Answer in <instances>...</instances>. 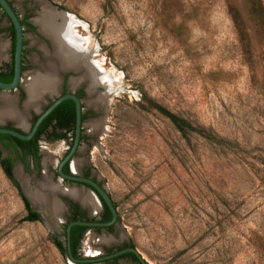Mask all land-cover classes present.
I'll return each instance as SVG.
<instances>
[{
    "label": "rangeland",
    "instance_id": "obj_1",
    "mask_svg": "<svg viewBox=\"0 0 264 264\" xmlns=\"http://www.w3.org/2000/svg\"><path fill=\"white\" fill-rule=\"evenodd\" d=\"M255 1L10 0L22 16L51 5L82 21L86 27L76 29L96 46L92 61L118 81L107 84L106 114L95 116L104 119L101 131L86 122L94 136H86L74 160L108 190L118 220L111 229L85 232L80 259L130 244L147 264H264V29L251 13ZM257 3L264 9V0ZM0 23L9 24L2 10ZM1 41L10 42L8 35ZM28 57L38 71V56ZM9 94L15 93L0 90ZM155 105L234 147L184 138ZM9 123L19 126L0 121ZM41 147L42 175L17 161L21 187H76L54 177L68 142L44 140ZM0 150L14 156L1 141ZM55 195L65 206L54 216L57 230L48 216L26 221L19 188L0 163V264H77L54 243H65L69 221L67 196ZM110 264L137 263L126 257Z\"/></svg>",
    "mask_w": 264,
    "mask_h": 264
},
{
    "label": "flooded vegetation",
    "instance_id": "obj_2",
    "mask_svg": "<svg viewBox=\"0 0 264 264\" xmlns=\"http://www.w3.org/2000/svg\"><path fill=\"white\" fill-rule=\"evenodd\" d=\"M10 2V0H9ZM10 4L13 6L17 16L20 19L21 25L23 27V33H24V44H23V51H22V79L18 87L10 92H14L15 94L11 95L9 94L14 100L16 101L17 108L20 111L25 110V103L28 99V91H27V81L30 80L32 74L34 72H37V70H32V68L29 66V57L28 53L29 52H34L38 56V66H39V72L43 73L45 68L43 67V64L46 63L47 60V54H51L54 52V46L50 38L46 36L40 29L39 25L36 23L35 18L39 15V12L42 10V8L39 11H34L30 9H24V15L22 16L20 12L14 7V5L10 2ZM3 15L8 18L9 24L6 27H3L0 23V41L4 40V37L8 35L9 41L7 43V49L5 50L6 53V58L3 59L0 63V75L2 73L7 74V75H12L13 72V79H14V55H15V50H14V55H13V42H14V36L16 39V30L15 27L8 17L7 14H5V11H3ZM59 10V9H58ZM31 34V36H30ZM29 38L34 39V43L29 42ZM16 48V45H15ZM36 50V52H35ZM10 61V62H9ZM43 71V72H42ZM59 79L60 82L58 84V88L55 92L53 93H44L43 96L41 97L42 99L40 100V105L37 108H29L28 110V115L26 117V123L28 125V130L18 127L16 124H6L4 125L5 127L16 129L18 131H21L23 133H30L40 117V115L45 112L52 104L55 102L58 98H61L64 95L67 94H72L75 95L79 100L81 101V107H82V128H81V134H80V140L79 144L76 148V151L74 152L73 156L64 164L63 166V172L67 175H74V176H79V177H84V178H89L98 183L100 186H103L92 174L91 170L88 168H80L81 162H77L76 165H78V168H80L79 171H74L72 169V165L74 163V160L76 156L79 154L80 147L85 140L86 136L91 137L94 135H88L85 131V125L86 122H91V121H96L95 116L99 114H105L104 111L105 109L102 107L100 109L90 105L88 103V100L90 97L96 98L99 96L101 93L102 87H96L95 92L91 95L88 91V81L82 80L80 81L76 86H72V78H78L82 76V71L79 73H73V72H65L64 69H60L58 71ZM26 73H28V78L27 80L24 81V77L26 76ZM13 79L10 81L12 82ZM9 82V83H10ZM90 94V95H89ZM56 111L54 114L53 112ZM77 104L76 101L73 99H66L63 102H61L39 125L37 131L35 132L34 136L29 139L25 140L28 141L27 145L24 146L25 148L16 145L15 143L11 142H6L4 143V146L7 147L10 151L13 152L14 156H8L11 157L12 160L14 161V175H15V165L17 161H20L23 164V167L26 171H30L32 168L38 175H42L44 172V160H43V149L41 147L42 142L49 141L50 143H67L68 142V147L66 148V151L64 155L61 157V159L58 161L57 167L55 169V178H59L62 182H67L73 185H76V187H71L75 188L79 191L82 189L80 187H85L90 190L100 199V195L94 189L92 186L86 183L82 182H76L72 180H68L65 178H62L60 175V164L65 160V158L71 153L75 146L76 142V136H77ZM11 121L15 122V120ZM28 151H30L29 154H26ZM37 154V157L35 155ZM26 156V161H23L19 158V156ZM84 191V190H83ZM88 192V191H84ZM91 192V191H90ZM62 194V193H61ZM64 197L63 199L66 200L69 204V210L67 212V218L71 215L72 206L74 204H77L80 207V211L85 212L87 218H95L96 221L100 222L101 217L100 215L103 213V204L100 208L97 209V212H101L100 215L97 216H92L90 213V208L89 207H83L80 201L73 199L70 195H67L66 193L62 194ZM101 200V199H100ZM102 202V201H101ZM92 211V210H91ZM96 211V210H94ZM92 211V212H94ZM94 212V213H97ZM42 215V214H41ZM43 216V215H42ZM116 224V223H115ZM114 224V225H115ZM113 226V225H112ZM110 227V226H109ZM103 228V227H101ZM107 229V227L103 228ZM122 248V249H120ZM127 248H132L130 244H122L117 248L114 249H108L103 253V255L100 256H109L114 254L117 251L127 249ZM128 253V252H127ZM132 253V252H131ZM115 257L108 259L109 263H112ZM131 259L134 261V263L137 264H142L141 261L138 259L136 261L133 257Z\"/></svg>",
    "mask_w": 264,
    "mask_h": 264
},
{
    "label": "bare ground",
    "instance_id": "obj_3",
    "mask_svg": "<svg viewBox=\"0 0 264 264\" xmlns=\"http://www.w3.org/2000/svg\"><path fill=\"white\" fill-rule=\"evenodd\" d=\"M35 21L41 31L51 39L54 52L47 54L46 63L43 64L46 71H42L43 73L37 71L35 74H32L30 80L27 82L28 99L25 103L24 111H20L17 108L14 98L4 95L1 96L3 105L0 107V121L12 119L18 124L24 125L28 115V109L31 107L37 108L40 105V100L44 93H53L57 90L60 82L58 71L67 68L82 71V76L72 78L71 84L72 86H76L82 80L88 81V91L91 95L95 92L97 86L104 84L107 91L105 90L106 92L96 98L90 97L88 103L98 109L103 107L106 110L109 101V89L107 88L109 85L107 84H113L118 81L111 72L105 69L102 62L92 61L91 54H96V46L92 44L89 38L80 36L76 29L79 26L86 27V25L75 18V16L47 5L43 6ZM7 46V43L4 41L0 42V62L2 59H7L5 53ZM90 46L91 50L88 51ZM102 122L103 119L96 120L94 123L95 129L101 131L100 126ZM73 169L74 171H79L76 162L73 163ZM42 186L44 187L40 186L36 191L29 193L33 202L41 208L44 216L59 217L65 211L63 201L55 195L56 191L70 195L73 199L80 201L86 208L89 207L92 211L99 209L98 199L90 190L84 192L83 189L79 191L71 187L62 188L60 184L47 182H44ZM109 242L110 240H106L105 243ZM97 254L99 253H94L93 256Z\"/></svg>",
    "mask_w": 264,
    "mask_h": 264
},
{
    "label": "water",
    "instance_id": "obj_4",
    "mask_svg": "<svg viewBox=\"0 0 264 264\" xmlns=\"http://www.w3.org/2000/svg\"><path fill=\"white\" fill-rule=\"evenodd\" d=\"M0 5H1V8L3 9V11H5V13L8 15V17L12 21V23H13V25L15 27V30H16V48H15V55H14V79L10 83H6V82H3V81L0 80V90L5 91V92H10V91H12V90H14V89H16L18 87V85L20 84L21 79H22V51H23V44H24V33H23V27L21 25L20 19L17 16L13 6L10 4L9 0H0ZM53 8H56V7H53ZM56 9L58 10V8H56ZM64 70H65V72H73V73H79L80 72L79 70H76L74 68H67V69H64ZM97 87H102L103 89H105L104 84L99 85ZM7 96H10V95H7ZM0 98H1V96H0ZM66 99H73V100L76 101V104H77V116H78L77 117V136H76V142H75V146H74L73 150L65 158V160L60 164V170H59L60 171V175L62 176V178H65V179H68V180H72V181H76V182L86 183V184H89L90 186H92L94 189H96L98 194L102 197V199L108 205V207L110 208V210L112 211V214H113V219L111 221H109V222L81 221V220L70 222L68 224V226H67V229H66L67 230V239H68L67 256L72 262H75V263H79V262H81V263H91V262L105 261V260H108L110 258L122 255L124 253L132 252L138 257V259L141 261L142 264H147L146 261L144 260V258L139 253V251L136 250L133 247L117 251L114 254L109 255V256L91 257V258H86V259H77V258L74 257V255L72 253L71 231H72V228L74 226L80 225V226H86V227H103V228H105V227H109V226L114 225L117 222V220H118V213H117V209L114 206V201L111 198V196L109 195L108 190L105 188V186H100L98 183H96L92 179L79 177V176H74V175L70 176V175H67V174H65L63 172L64 164L73 156V154L76 151V148H77V146L79 144V140H80V134H81V128H82V119H81L82 107H81V101L79 100V98H77L75 95H72V94H67V95L62 96L61 98H58L55 102H53V104L45 112H43L40 115V117L36 121L32 131L30 133H23V132H20V131H18L16 129L8 128V127H5L3 124H0V134H9V135L15 136V137H17L19 139H22V140L31 139L34 136L35 132L37 131V129H38L39 125L41 124V122L61 102H63ZM106 111H107V109L104 111L105 114H106ZM23 126H26L28 128V125H27L26 122H25V124ZM18 127H20V124H19ZM19 168H18V170L21 169V168L20 169ZM90 191H92V190H90ZM23 192L26 195V197L28 198V200L30 201L33 210L38 211V212H40L43 215V213L41 211V208H39V206L36 205L33 202V200L31 199L30 194L27 193V190L23 189ZM97 199H98V202H99V208H101L102 207V202H101V200L98 197H97ZM83 207H85V206L83 205ZM95 212H97V210ZM90 213L92 214L94 212H92L90 210ZM42 218L44 219V215L42 216ZM50 220L52 222L53 228L55 230H57V223L55 222L54 216L53 217L51 216Z\"/></svg>",
    "mask_w": 264,
    "mask_h": 264
},
{
    "label": "trees",
    "instance_id": "obj_5",
    "mask_svg": "<svg viewBox=\"0 0 264 264\" xmlns=\"http://www.w3.org/2000/svg\"><path fill=\"white\" fill-rule=\"evenodd\" d=\"M257 1L254 2L253 8L251 9V13L253 16L259 18L260 23H258V24L260 27H262L264 29V9L257 3ZM0 8H1V5H0ZM15 45H16V39L14 36L13 55H14ZM13 62L14 61H12V63ZM12 79H13V72H12V75H7L4 73H2V75H0V80L3 82L9 83ZM155 107L162 115H164L166 118L169 119V121L173 124V126L176 128V130L184 138L188 139L191 135H196V136L204 139L206 142H208V143H210L216 147L222 148V149H231L234 147L232 142L227 141L226 139L217 136L213 132L212 129L205 128V127H202L199 125H195L189 119L184 118V117L166 109L165 107H163L161 105H155ZM55 112L56 111H54L53 114ZM0 141L3 144L6 143L7 141L11 142V143H15L16 145L21 146L23 148H25L24 146H26L28 143V141L19 139L15 136H12L9 134H0ZM29 153H30V151H28L26 154H29ZM35 155L37 157L36 153H35ZM26 156L27 155L19 156V158L23 161H26ZM13 162L14 161L12 160L11 157L3 156L2 151L0 150L1 166H2L6 176L17 185V187L19 188L20 194L24 200V203H25V206H26V209L28 212V216L25 218V220L30 221V222L42 221L43 218H42L41 213L33 210L30 201L28 200V198L24 194L20 183L17 181V179L14 175V171H13L14 164H13ZM100 199L102 201L103 208H104L103 213L100 215V217H101L100 222H109L113 219L112 211L110 210V208L108 207V205L105 203V201L102 199L101 196H100ZM114 206L117 209V205L115 202H114ZM71 208H72L73 212H71V215L68 217L69 221L65 225L66 226L65 232H64L65 243L58 240L57 238L54 239L55 245L61 251L65 252L66 254H67V244H68L67 230L66 229H67L68 224L72 221H78V220L96 221L95 218H92V219L87 218L85 212H83V211L81 212L80 207L77 204H74ZM113 226H110L107 228L111 229ZM92 228L101 229V227H86V226H80V225H76L72 228V231H71V248H72V253H73L75 258L80 259L78 252H79V248L81 246L82 240H83V236L87 230L92 229ZM120 249H122V248H120ZM126 257H133L136 261H138V257L134 253H131V252L116 256L114 258V260H119V259L126 258ZM103 262L109 263V260H105ZM77 264H83V263L79 262Z\"/></svg>",
    "mask_w": 264,
    "mask_h": 264
},
{
    "label": "built area",
    "instance_id": "obj_6",
    "mask_svg": "<svg viewBox=\"0 0 264 264\" xmlns=\"http://www.w3.org/2000/svg\"><path fill=\"white\" fill-rule=\"evenodd\" d=\"M96 256V255H95ZM91 257H94L93 255Z\"/></svg>",
    "mask_w": 264,
    "mask_h": 264
}]
</instances>
